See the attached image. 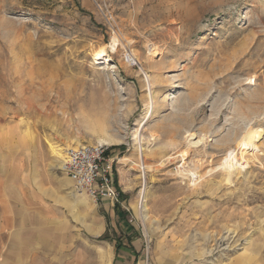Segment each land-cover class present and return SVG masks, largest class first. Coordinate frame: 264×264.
Returning <instances> with one entry per match:
<instances>
[{
    "label": "rangeland",
    "instance_id": "1",
    "mask_svg": "<svg viewBox=\"0 0 264 264\" xmlns=\"http://www.w3.org/2000/svg\"><path fill=\"white\" fill-rule=\"evenodd\" d=\"M86 144L117 222L61 169ZM125 241L140 264H264V0H0V264H110Z\"/></svg>",
    "mask_w": 264,
    "mask_h": 264
},
{
    "label": "built area",
    "instance_id": "2",
    "mask_svg": "<svg viewBox=\"0 0 264 264\" xmlns=\"http://www.w3.org/2000/svg\"><path fill=\"white\" fill-rule=\"evenodd\" d=\"M102 144L81 145L68 150L62 170L74 181L76 189L86 191L94 201H119L112 162Z\"/></svg>",
    "mask_w": 264,
    "mask_h": 264
},
{
    "label": "bare ground",
    "instance_id": "3",
    "mask_svg": "<svg viewBox=\"0 0 264 264\" xmlns=\"http://www.w3.org/2000/svg\"><path fill=\"white\" fill-rule=\"evenodd\" d=\"M119 45V41L116 39V38H114L113 40H112V42H111V44H110V47L115 51L116 50V48H117V46ZM104 55H105V48H102L101 50H99V51H97L96 53H95V58H97V59H103V57H104ZM72 82H75V81H72ZM75 86L78 88V84L75 82ZM61 88V86H58V89H60ZM72 90H73V88H72ZM77 91V90H76ZM75 93V92H74ZM72 94V93H71ZM71 94H69L68 96H67V98H66V102H68V103H70V101L73 99V95H71ZM152 94V93H151ZM78 96H76V98H77ZM80 97V96H79ZM74 99H75V97H74ZM68 100V101H67ZM77 100V99H76ZM92 104H94L93 102H92ZM103 104V103H102ZM101 103L99 104V108L98 109H95V111L93 112V113H88V115H87V119L88 120H91V121H94V122H101V121H103V120H105V116H104V110L105 109H103V105H102ZM102 105V106H101ZM148 106V105H147ZM149 116V115H148ZM85 118V117H84ZM137 136V135H136ZM256 147V144H255V140H254V136L252 135V133H248L246 136H245V138L240 142V147H242V155H241V158L242 159H244V150H247V148L248 147ZM252 149V148H251ZM249 150V149H248ZM255 150V149H254ZM143 152V151H142ZM59 157V156H58ZM61 157V156H60ZM242 159L240 160V159H238L237 158V156H236V152L235 151H232V152H230L228 155H227V157L225 158V160H224V163H223V168L225 169V170H229V169H231V168H233L234 167V165H237L238 164V166H243V165H248V162H247V159H246V161L245 162H243V163H240V161H242ZM244 161V160H243ZM235 163V164H234ZM144 192H145V189H142L141 190V194H143L144 195ZM141 196V195H140ZM145 201V200H144ZM144 204V203H143ZM143 206L144 205H142L141 206V209L143 208ZM142 213V212H141ZM143 215V220L144 221H146V216H144V214H142Z\"/></svg>",
    "mask_w": 264,
    "mask_h": 264
},
{
    "label": "crops",
    "instance_id": "4",
    "mask_svg": "<svg viewBox=\"0 0 264 264\" xmlns=\"http://www.w3.org/2000/svg\"><path fill=\"white\" fill-rule=\"evenodd\" d=\"M115 204L116 203H114L112 201L110 203L105 204V206L107 209V213L109 214L108 218H111V219L116 218V222H117L118 220H120V218H122L121 215H123V214H122V212H119L120 214L118 213V211L116 210L117 208H116ZM121 204H122L121 201H119V203H117V205H121ZM124 223H125V221H124ZM128 228H129V226L127 225V223H125L124 229H126V231H125L126 233L128 232V230H127ZM118 246H119V248H117V250H116L117 253H116L115 257H113V259L111 260L110 264H140L141 263V259H139L136 251L131 250L130 245L126 244V241L123 242V245L121 243Z\"/></svg>",
    "mask_w": 264,
    "mask_h": 264
},
{
    "label": "trees",
    "instance_id": "5",
    "mask_svg": "<svg viewBox=\"0 0 264 264\" xmlns=\"http://www.w3.org/2000/svg\"><path fill=\"white\" fill-rule=\"evenodd\" d=\"M107 155V154H106ZM115 184L117 185V187H118V183H117V181L115 180ZM119 188V187H118ZM120 190V189H119ZM122 196V195H121ZM105 237V236H104ZM106 238V237H105ZM117 248H119V246L117 247Z\"/></svg>",
    "mask_w": 264,
    "mask_h": 264
}]
</instances>
